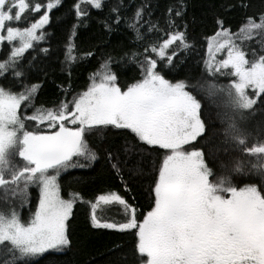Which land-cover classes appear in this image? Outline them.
I'll return each mask as SVG.
<instances>
[{"label": "snow or ice", "instance_id": "snow-or-ice-1", "mask_svg": "<svg viewBox=\"0 0 264 264\" xmlns=\"http://www.w3.org/2000/svg\"><path fill=\"white\" fill-rule=\"evenodd\" d=\"M60 3L0 0V49L5 42L13 45L8 57L0 60V77L11 73L23 81L24 54L45 39L49 13ZM83 4L98 10L104 6L103 0H79L74 5L77 18L87 15ZM183 7L168 9L165 28L158 21L144 20V6L136 9L127 23L135 41L143 43L155 33L163 37L144 44L143 53H125L137 64L140 78L124 87L112 71L111 56L101 65L102 71L91 75L85 91L56 107H35L38 83L23 84L20 91L0 85V264H31L50 250L70 245L67 222L81 197L72 193L63 198L59 178L70 168L90 166L80 164L78 158L98 159L87 137L108 126L128 130L138 142L158 146L165 154L152 189L154 203L142 219L133 205L112 192L88 202L94 227L136 230L140 264H264V140L246 146L250 134L241 126L247 119L245 113L254 115L255 106L264 104V13L247 16L236 32L217 19L220 27L209 38L204 61V72L211 79L189 84L173 82L162 74L165 67L174 66L179 53L193 47L186 31H180L181 25L172 19L173 14L182 16ZM41 11L38 19L28 22L29 14ZM111 14L117 24L126 19L120 7L114 6ZM21 23L27 26L20 27ZM104 26L111 30L107 21ZM74 50L69 43L66 63L76 60L71 55ZM218 53L226 55L217 59ZM219 78L228 82L217 83ZM199 92L222 100L225 143L255 157L248 166L259 184L234 181V176L248 175L240 160L225 175L217 176L203 149L194 147L207 130L204 106L194 94ZM29 109H33L31 115ZM44 125L47 131L41 130ZM113 168L119 171L117 165ZM32 188L38 189L34 211ZM101 205L115 208L121 219L98 216V211H105ZM26 207L29 215L25 219L21 211Z\"/></svg>", "mask_w": 264, "mask_h": 264}, {"label": "trees", "instance_id": "trees-1", "mask_svg": "<svg viewBox=\"0 0 264 264\" xmlns=\"http://www.w3.org/2000/svg\"><path fill=\"white\" fill-rule=\"evenodd\" d=\"M78 2L79 0H61L49 13V24L43 29L46 33L45 39L35 43L34 49L24 54L22 67L26 76L23 81L15 80L9 73L6 77H0V85L6 88L11 86L12 90L20 91L23 84L30 86L38 83L40 88L34 105L56 107L62 100L67 102L76 94L85 91L90 84V76L109 56L113 58L112 71L116 72L121 87L131 84L140 78V71L137 64L129 60L125 53H143L144 44L162 38L163 33L148 35L143 43H139L135 41L134 33L127 27V23L131 21L136 9L144 6V20L158 21L160 27L165 28V21L170 15L168 9H175L180 5L184 6L182 16L175 17L173 14L172 19L181 25L180 31H186L188 41L193 47L179 53L174 58V66L165 67L162 74L173 82L186 80L189 84H195L201 78L211 79L203 70L207 40L220 27L217 19L224 21L223 27L236 32L247 16L264 13V0H122V6L121 0H103L102 10L87 4L82 5L87 15L77 18L74 5ZM114 6L120 7L121 17L126 18L121 19L118 24L115 23V16L111 14ZM105 21L111 24L110 31L105 28ZM142 31L146 32V28ZM69 43L75 49L71 55L76 57L70 64L65 62ZM41 49L48 51L45 53ZM9 50L10 44L5 42L0 49V60L7 57ZM89 52L93 55H84ZM29 61L32 62L31 66ZM225 81L228 80L219 78L216 82ZM194 94L204 106L202 118L207 129L204 136L194 142V147L203 149L206 161L217 176L225 175L240 160L245 163V172L248 175L243 178L234 176V181L240 184H259V178L249 172L250 157L242 154L232 144L225 143L224 130L227 124L222 115L225 111L222 100L208 97L203 92ZM245 115L247 119L241 126L250 134L246 146L251 147L264 140V104L258 103L255 106L254 115ZM87 139L90 147L97 152L98 159L93 162L79 160L80 164L90 166L70 168L59 178L63 198L71 193H77L81 197L74 204L67 222L71 243L62 250L48 251L35 258L31 264H140L141 258L136 252V230L120 231L94 227L88 202L95 201L99 195L115 192L133 205L137 209L138 218L142 219L143 214L154 203L152 189L165 151L158 146H147L138 142L128 130L115 129L112 126L94 131ZM113 164L117 165L119 171L113 168ZM30 192L33 209L38 194L35 188L30 189ZM105 208L101 213L102 218L121 219L116 215L115 208Z\"/></svg>", "mask_w": 264, "mask_h": 264}, {"label": "rangeland", "instance_id": "rangeland-1", "mask_svg": "<svg viewBox=\"0 0 264 264\" xmlns=\"http://www.w3.org/2000/svg\"><path fill=\"white\" fill-rule=\"evenodd\" d=\"M36 2H39V3H45L46 1H44V2H42V1H39V0H36ZM83 5H85V4H83ZM43 14V12L41 11L40 13H38V14H36V15H31V14H29V17H28V22L30 23V22H32V21H34L35 19H38L39 18V15H42ZM13 26H16V25H13ZM24 26H27L26 24H24V23H21V26L20 27H24ZM212 37H214V36H212ZM212 37H210V38H212ZM38 43V42H37ZM208 44H209V39L207 40V47H206V56H205V60L206 59H208ZM12 46L13 45H10V50H9V53H8V55L10 54V52H11V48H12ZM16 46H18V45H16ZM8 55H7V57H8ZM226 55V53H218L217 54V59H221V58H223L224 56ZM6 57V58H7ZM5 58V59H6ZM153 58H156L155 56H153ZM98 71H102V69H101V66H100V68L96 71V72H98ZM204 71V70H203ZM95 72V73H96ZM205 75H207L206 73H205ZM91 77V76H90ZM228 81H225V82H223V83H227ZM90 83H91V80H90ZM78 94H76L75 96H77ZM75 96H73V98L75 97ZM73 98L71 99V100H69V101H67V102H71L72 100H73ZM36 107V106H35ZM22 110H23V106H22ZM32 110L33 109H29L28 111H27V114L28 115H31L32 114ZM246 114H248V113H246ZM242 125H243V122H242ZM41 130H44V131H47L48 129H47V127H46V125H44V126H41ZM250 157V159H251V162H255V157H251V156H249ZM79 160H82V162H84L86 159H84V158H78V162H81V161H79ZM77 161V158H73V162H76ZM157 173H158V171H157ZM154 187V186H153ZM37 190V194H38V189H36ZM72 194V193H71ZM154 194V193H153ZM68 198H70V195L67 197V198H65V199H68ZM93 202H95V201H93ZM36 203H37V201H36ZM36 205V204H35ZM0 206H3L2 204H0ZM103 206V207H102ZM101 207L103 208V209H106L105 208V206L104 205H101ZM34 209H35V206L33 207V211H34ZM90 213H91V209H90ZM21 215L26 219L27 217H28V215H29V211H28V208L26 207V208H24L22 211H21ZM98 216H101V213L100 212H98Z\"/></svg>", "mask_w": 264, "mask_h": 264}]
</instances>
